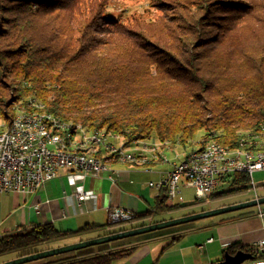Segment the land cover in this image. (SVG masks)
I'll list each match as a JSON object with an SVG mask.
<instances>
[{"label": "trees", "instance_id": "obj_1", "mask_svg": "<svg viewBox=\"0 0 264 264\" xmlns=\"http://www.w3.org/2000/svg\"><path fill=\"white\" fill-rule=\"evenodd\" d=\"M149 1L156 13L122 22L107 14L118 0H0L2 119L11 121L17 103L27 107L37 101L63 122L103 129L127 144L156 139L201 148L214 141L234 148L243 133H256L264 122V77L244 89L229 82L235 62L251 60L256 66L260 61L254 67L262 66L264 32L252 40L257 43L252 56L247 52L251 43L239 49L229 39L233 17L223 30L212 31L220 11H238L235 20L242 27L253 7L245 0ZM226 178L227 188L208 201L250 189L246 173ZM166 193L165 187L159 189L151 211L79 231L104 228L106 236L173 219L171 214L186 206L169 203ZM193 228L181 224L41 264H113L144 241L171 235L173 244ZM68 234L48 223L6 232L0 236V256L35 254ZM238 250L253 260L264 258L255 247L231 245L225 253Z\"/></svg>", "mask_w": 264, "mask_h": 264}, {"label": "crops", "instance_id": "obj_2", "mask_svg": "<svg viewBox=\"0 0 264 264\" xmlns=\"http://www.w3.org/2000/svg\"><path fill=\"white\" fill-rule=\"evenodd\" d=\"M182 148V151H178V148L165 147L161 155L167 158L172 153L178 162L188 153V148ZM108 167L114 170L115 181L110 180L105 172L94 176L79 171L60 170L56 178L45 182L34 193L0 194V236L47 223L63 233H69L47 245L45 250L101 237L104 228L79 230L87 225L107 224L109 212L115 207L127 209L134 215L153 210L159 190L150 187L149 183L160 181L171 168L161 161L155 162L152 172L119 161H110ZM183 188L186 187L181 190ZM79 191L88 193V197L79 200ZM167 201L180 204L183 201L182 192L181 201ZM250 208L211 216L202 223L193 224L194 228L173 244H170L171 235L144 241L130 255L113 264H217L224 260L229 246L238 245L248 249L264 240V208L260 205L255 209ZM14 258L13 255L0 256V263ZM258 261L264 264V258L251 259L243 264Z\"/></svg>", "mask_w": 264, "mask_h": 264}, {"label": "bare ground", "instance_id": "obj_3", "mask_svg": "<svg viewBox=\"0 0 264 264\" xmlns=\"http://www.w3.org/2000/svg\"><path fill=\"white\" fill-rule=\"evenodd\" d=\"M26 106L17 103L14 106V116L9 123H6L0 115V139L5 133H8V139H16V132L9 130L10 127H17V134L21 140L49 143L51 152L64 157H72L73 154L78 161L95 163L107 172H114L108 167L110 161L138 166L145 172H152L157 161L170 163L161 155L160 142L153 139L127 144L119 135L108 133L103 129L90 131L81 125L63 122L52 114L44 112L43 105L37 101H29ZM93 140L98 143H91ZM111 151H120V153L111 155ZM198 152H201L199 161H209L208 169L220 167L224 171H231L236 167H242L244 161L246 163L264 161V122L259 125L256 133L240 137L238 145L234 148L211 141L201 148L189 151L181 160H187L191 154Z\"/></svg>", "mask_w": 264, "mask_h": 264}, {"label": "built area", "instance_id": "obj_4", "mask_svg": "<svg viewBox=\"0 0 264 264\" xmlns=\"http://www.w3.org/2000/svg\"><path fill=\"white\" fill-rule=\"evenodd\" d=\"M22 121L34 122L32 120ZM42 124L48 125V123ZM9 132H16V139H8V133L3 134L0 139V194L34 193L45 182L56 178L60 170L79 171L94 176L105 172L110 180L115 181L114 172L102 170L95 163L78 161L73 154L72 157H64V155L51 152L49 143L21 140L17 134V127H10ZM91 143L98 142L93 140ZM116 153L120 151H111V155ZM199 153L201 152L191 154L187 160L167 163L171 166L170 170L160 181L151 182L149 186L158 190L165 187L167 199L171 202L181 201L182 187L193 188L195 198L199 201L216 191L223 179L230 174L246 173L251 177L253 172L264 170V161L257 163L244 161L242 167H236L231 171H224L220 167L208 169L209 161H199ZM77 197L79 200L85 199L88 193L79 191ZM133 216L131 211L120 207H115L109 212L111 222L128 221ZM255 248L263 251L264 240L256 243ZM253 264H263V262L258 261Z\"/></svg>", "mask_w": 264, "mask_h": 264}, {"label": "rangeland", "instance_id": "obj_5", "mask_svg": "<svg viewBox=\"0 0 264 264\" xmlns=\"http://www.w3.org/2000/svg\"><path fill=\"white\" fill-rule=\"evenodd\" d=\"M235 1L240 2L241 0H235ZM245 1L248 3L247 7L252 6L254 10L252 11V14L248 16L246 20H244L246 22H244V25L242 27L240 25L238 26L239 21L237 22L235 20L236 19L235 16L238 14V11L229 12L227 10H222L218 13L219 15L217 17L218 25L214 27V29H212V31L214 32L217 30H223L222 26H224V23H226L233 17L230 21L231 22L230 24L232 26L229 28L230 32L228 31L229 32L228 35H230L229 39L235 43L234 45L238 44L239 49L248 47L255 37H258L262 32H264V0H245ZM148 13H156V10L150 6L149 0H118V4L116 6H110L107 8V14L110 17L116 20H120L122 22H127L131 17L135 15L147 16ZM150 18L152 17H148L147 19H150ZM244 41L246 44L243 43ZM256 45L257 43H251L252 47H249V50L247 51L249 55L253 56V53H257V51H253V49H255L253 47H256ZM254 66H255V62L251 60L235 62L232 67L233 73H232V76L229 82L230 85L232 87L240 88V89H244L245 87L248 88L251 85H257L259 79L261 77H264V63L262 64L261 67H258V68H255L256 66L255 67ZM214 91H217V89L213 90V92ZM248 134L249 133H246V132L245 134L243 133V135H248ZM153 140L160 142L156 139H153ZM160 144H161V146L159 147L160 151H162L165 147H173V149L178 148L177 149L178 151H182L183 149L182 147H178V146L175 147L173 146V144H170V143L160 142ZM196 148H198L197 145L192 146L188 148V152L196 150ZM167 156H168L167 157L168 162H176L175 161L176 159L174 157L175 155H173L172 153H169ZM249 178H250V189L247 192L241 195H238V196L228 198V199L208 201L209 199L208 197L211 195L210 194L207 198L203 200H199V201H205V202L198 203V204H195V202H199L195 198V190L193 188H183L181 190L183 201L180 203V205H183L186 207L181 208L179 211L172 213L171 215H174L175 218H177V217H181V215L185 216L191 213H198V212H201V210L215 209L222 205L227 206L230 203L244 202V201L253 199L255 196L264 197V170L253 172L251 177ZM228 180L229 178H225V182H223L224 181L223 179L222 183H220V185L217 187L216 190H219V191L225 190L227 188L226 181ZM260 207L264 208V204H261ZM255 208H258V206L251 207L250 209H255ZM231 213H234V212H227V213L220 214V215H225V214L227 215ZM208 218L210 217L198 219V220L188 222V223L196 225V224L202 223ZM180 225H176L173 227L177 228ZM170 228L172 227L165 228V229H170ZM97 246L99 245L90 246V247L83 248V249L95 250ZM83 249H79V250H83ZM79 250L66 252V253L55 255V256H50L47 258L27 262L24 264H37V263L49 261L57 257L71 255L72 253H75Z\"/></svg>", "mask_w": 264, "mask_h": 264}, {"label": "water", "instance_id": "obj_6", "mask_svg": "<svg viewBox=\"0 0 264 264\" xmlns=\"http://www.w3.org/2000/svg\"><path fill=\"white\" fill-rule=\"evenodd\" d=\"M261 204H264V197L247 200V201L240 202V203L230 204V205L218 207L215 209L201 211L198 213L173 218L170 220H166L164 222L150 224L144 227L130 229L127 231H123V232H119V233H115L111 235L101 236V237H97L93 239L79 241L76 243H71L68 245H63L60 247L50 248V249L43 250V251L28 255V256L17 257V258L11 259L9 261H6L0 264H24L27 262L47 258L50 256H55L58 254L71 252V251L87 248L90 246H96V245L109 243V242H113V241L120 240V239L138 236V235L146 234L149 232L173 227L176 225L185 224V223L192 222L198 219L216 216V215L224 214L227 212H231V211H235V210H239V209H243L247 207L258 206ZM252 258L253 257L246 252L237 251L234 255L225 254L224 260L217 264H243L246 261L251 260Z\"/></svg>", "mask_w": 264, "mask_h": 264}]
</instances>
